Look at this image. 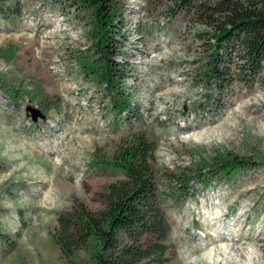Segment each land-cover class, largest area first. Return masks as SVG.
I'll list each match as a JSON object with an SVG mask.
<instances>
[{
  "label": "rangeland",
  "instance_id": "obj_1",
  "mask_svg": "<svg viewBox=\"0 0 264 264\" xmlns=\"http://www.w3.org/2000/svg\"><path fill=\"white\" fill-rule=\"evenodd\" d=\"M80 5L0 0V264H92L94 247L62 252L58 217L80 204L103 210L135 131L155 147L169 264H264V73L234 76L220 92L195 79L213 30L181 0H116L125 35L116 60L138 110L124 122L116 96L85 73L101 60ZM28 107L45 119L33 122ZM235 158L249 165L223 174L218 166ZM180 179L188 185L178 192Z\"/></svg>",
  "mask_w": 264,
  "mask_h": 264
},
{
  "label": "trees",
  "instance_id": "obj_2",
  "mask_svg": "<svg viewBox=\"0 0 264 264\" xmlns=\"http://www.w3.org/2000/svg\"><path fill=\"white\" fill-rule=\"evenodd\" d=\"M115 3L116 0H81V8L91 15L89 37L101 60L99 67L84 65V70L116 96L113 112L128 122L138 118V110L123 87L128 68L116 60L122 55L120 38L125 35L117 24ZM181 4L198 24L213 30L203 58L206 63L197 70L196 80L214 83L224 92L234 84V76L246 83L262 76L264 0H181ZM208 34L200 35L205 39ZM154 154L155 147L140 131L123 142L113 163L122 179L111 183L102 195L103 210L92 212L80 204L73 212L58 217L57 243L64 254L71 256L80 248L94 247L92 264L171 262L170 226L154 181ZM227 162L230 163L218 166L227 175L249 165L238 158ZM203 181L207 183L205 177ZM187 185V180L180 179L176 190Z\"/></svg>",
  "mask_w": 264,
  "mask_h": 264
},
{
  "label": "water",
  "instance_id": "obj_3",
  "mask_svg": "<svg viewBox=\"0 0 264 264\" xmlns=\"http://www.w3.org/2000/svg\"><path fill=\"white\" fill-rule=\"evenodd\" d=\"M27 112L30 116V118L33 120V122H38L39 119H45V115H43V113L35 108L32 107H28Z\"/></svg>",
  "mask_w": 264,
  "mask_h": 264
},
{
  "label": "bare ground",
  "instance_id": "obj_4",
  "mask_svg": "<svg viewBox=\"0 0 264 264\" xmlns=\"http://www.w3.org/2000/svg\"><path fill=\"white\" fill-rule=\"evenodd\" d=\"M237 223V222H236ZM236 230V229H235ZM213 231V230H212Z\"/></svg>",
  "mask_w": 264,
  "mask_h": 264
}]
</instances>
